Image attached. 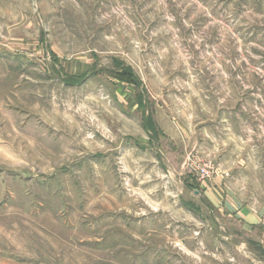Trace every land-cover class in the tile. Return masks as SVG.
I'll use <instances>...</instances> for the list:
<instances>
[{
  "label": "rangeland",
  "instance_id": "obj_1",
  "mask_svg": "<svg viewBox=\"0 0 264 264\" xmlns=\"http://www.w3.org/2000/svg\"><path fill=\"white\" fill-rule=\"evenodd\" d=\"M0 264H264V0H0Z\"/></svg>",
  "mask_w": 264,
  "mask_h": 264
}]
</instances>
